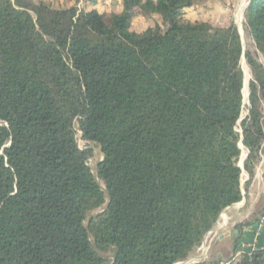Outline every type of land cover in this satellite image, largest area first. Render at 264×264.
I'll return each mask as SVG.
<instances>
[{
  "label": "trees",
  "instance_id": "1",
  "mask_svg": "<svg viewBox=\"0 0 264 264\" xmlns=\"http://www.w3.org/2000/svg\"><path fill=\"white\" fill-rule=\"evenodd\" d=\"M97 1L0 0V264L182 262L264 153V68L234 24L186 19L202 0H119L109 20ZM136 9L162 27L131 31ZM244 24L264 57V0ZM74 124L103 157L95 173Z\"/></svg>",
  "mask_w": 264,
  "mask_h": 264
},
{
  "label": "rangeland",
  "instance_id": "2",
  "mask_svg": "<svg viewBox=\"0 0 264 264\" xmlns=\"http://www.w3.org/2000/svg\"><path fill=\"white\" fill-rule=\"evenodd\" d=\"M22 1L27 3L28 5H33L37 3L39 0H22ZM44 1L49 2L54 7H64L73 4V0H44ZM247 3L248 0H202L196 6L185 10L184 17L190 21L203 20L209 22L213 26H218V27L226 26L230 23L234 24L237 27L241 39L243 52L250 53L251 56L255 59V61L258 62L264 68V57L259 52H257L254 42L250 38L247 30L245 29L244 9ZM82 7L83 5L81 3L77 5V8L79 10H81ZM95 8L98 10L100 14L104 16L106 20H109L113 13L120 12L119 0H98L97 4L95 5ZM155 26L162 27V21L160 16L158 15L144 16L141 14L139 9L135 10V16L132 19L130 25L131 31L136 33H142L149 28H154ZM240 65L243 74H244L243 69L246 68L248 73V79L246 82L244 79V94H243L244 99L241 107L240 119L236 127V130L239 133L241 132L240 122L248 114L249 104L247 99V95H248L247 85H248V81L251 79V73L245 60L241 59ZM74 128L76 130L75 138L78 147L84 149L88 146L90 149H92V157L89 159L88 164L91 171L95 173L94 172L95 166L98 162L102 160L103 157L98 148H96L93 144H88L84 140H82L81 134L78 131L76 124H74ZM244 156L245 159L248 156V151L246 148L242 150L241 158L240 161L238 162L240 166H243V162L241 163V161L244 158ZM254 176L255 178L254 177L252 178V180L253 179L255 180L254 185L252 184L251 186V182H252L251 181L244 191L245 182L248 180V175L244 170L242 171V175H241L242 200L239 202L240 204L237 203L238 204L237 206L236 204L232 205L228 207L230 208L229 210L226 211L224 210L220 214L217 222L211 229V230L217 229L216 235H212L209 237L207 234L205 235L203 240L205 246L207 247V250L205 251V253L207 254V259H208V255L210 254L211 247L214 244V242L217 240L218 236L221 233L230 230V225L228 224L229 221L236 219L239 215L245 214L247 211H249V214L247 218H245L243 221H248V220L250 221L253 219L252 213H257L258 211L261 210V207L264 205L263 204L264 184L261 185L260 187L258 186V182L261 181V183L262 182L264 183V153H259L258 159L254 162ZM253 201H255V204L252 207H250ZM201 246L193 254L199 252L200 253L199 255H201V251H203L202 250L203 245ZM202 259L203 257H200L198 260L192 259L190 260V262L193 264L201 263L203 261ZM210 259L213 260L214 257L211 256Z\"/></svg>",
  "mask_w": 264,
  "mask_h": 264
},
{
  "label": "crops",
  "instance_id": "3",
  "mask_svg": "<svg viewBox=\"0 0 264 264\" xmlns=\"http://www.w3.org/2000/svg\"><path fill=\"white\" fill-rule=\"evenodd\" d=\"M253 177L255 178V176ZM254 181L255 180L253 179L251 182V186L252 184L254 185ZM263 184L264 183L263 182L261 183V181L258 182L259 187ZM254 204H255V201H253L250 207H252ZM237 205L238 204H236V206ZM263 208H264V205L261 207L260 211H258L257 213H252L253 215L252 220H254V222L252 223V225L245 227L243 229L242 235L239 240L240 243L241 242L249 243V244L254 243L256 250H262V249L264 250V223L262 224V227L259 228L258 231H256L258 223H259V219H260V218L258 219V217H260V213H262ZM229 209L230 208H227L225 209V211ZM248 214H249V211H247L245 214L239 215L236 219L229 221L228 224L230 225V230L224 233H221L218 236L217 240L214 242V244L211 247L210 254L208 255L209 261L207 259L206 261H203L201 263H196V264H208V263L221 264V263L229 261L234 256L235 251L239 249V245L235 244L237 234L233 231V227L239 223L250 222L251 220L243 221L245 218H247ZM199 254H200L199 252L192 254L191 257H189V259L181 263H177V264H193L190 262V260L192 259L198 260L201 257ZM211 256L214 257L213 260L210 259Z\"/></svg>",
  "mask_w": 264,
  "mask_h": 264
},
{
  "label": "built area",
  "instance_id": "4",
  "mask_svg": "<svg viewBox=\"0 0 264 264\" xmlns=\"http://www.w3.org/2000/svg\"><path fill=\"white\" fill-rule=\"evenodd\" d=\"M242 103H243V101H242ZM264 223V214H263V216L259 219V223H258V226H257V230L256 231H258V229L259 228H261L262 227V224ZM216 233H217V229L216 230H210L208 233H207V235H208V237L209 236H212V235H216ZM203 248H202V250L203 251H201V257H203V261H206L207 260V254L205 253V251L207 250V247L205 246V244H204V240H203ZM202 247V246H201ZM263 250V249H262ZM254 251H256V249H255V245H254V243H252V244H249V243H244V242H241L240 244H239V249H237L236 251H235V254H234V256L229 260V261H227V262H224V263H221V264H229V263H231V262H235V261H238L243 255H245L246 253L247 254H251L252 252H254ZM202 261V262H203Z\"/></svg>",
  "mask_w": 264,
  "mask_h": 264
},
{
  "label": "water",
  "instance_id": "5",
  "mask_svg": "<svg viewBox=\"0 0 264 264\" xmlns=\"http://www.w3.org/2000/svg\"><path fill=\"white\" fill-rule=\"evenodd\" d=\"M242 60H244V58L242 57ZM242 73H243V71H242ZM244 75V74H243ZM243 87H244V80H243ZM242 96H243V89H242ZM243 99H244V96H243ZM240 144V143H239ZM245 160V159H244ZM244 162V161H243ZM238 167L242 170V167L243 166H240L239 165V163H238ZM263 214H264V208L262 209V213H260V217H258V219L259 218H261L262 216H263Z\"/></svg>",
  "mask_w": 264,
  "mask_h": 264
},
{
  "label": "bare ground",
  "instance_id": "6",
  "mask_svg": "<svg viewBox=\"0 0 264 264\" xmlns=\"http://www.w3.org/2000/svg\"><path fill=\"white\" fill-rule=\"evenodd\" d=\"M243 70H244V79H245V82H246L247 79H248V73H247L246 68H244ZM245 97H246V96H245ZM245 155H246V154H245ZM244 159H245V156H244V158L242 159L241 163L244 161Z\"/></svg>",
  "mask_w": 264,
  "mask_h": 264
}]
</instances>
